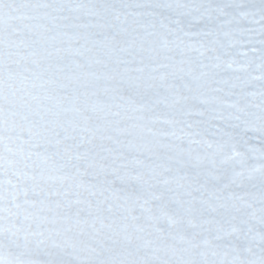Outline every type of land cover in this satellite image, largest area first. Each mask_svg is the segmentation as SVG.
<instances>
[{"label":"snow or ice","instance_id":"6c2138e0","mask_svg":"<svg viewBox=\"0 0 264 264\" xmlns=\"http://www.w3.org/2000/svg\"><path fill=\"white\" fill-rule=\"evenodd\" d=\"M0 264H264V0H0Z\"/></svg>","mask_w":264,"mask_h":264}]
</instances>
